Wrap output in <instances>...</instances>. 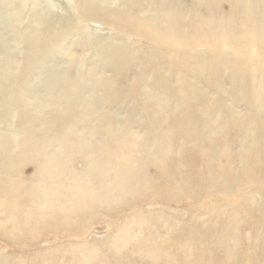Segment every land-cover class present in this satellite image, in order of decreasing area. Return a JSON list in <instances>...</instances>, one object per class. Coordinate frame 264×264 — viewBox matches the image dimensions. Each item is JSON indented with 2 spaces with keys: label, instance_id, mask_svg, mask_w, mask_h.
<instances>
[{
  "label": "rangeland",
  "instance_id": "1",
  "mask_svg": "<svg viewBox=\"0 0 264 264\" xmlns=\"http://www.w3.org/2000/svg\"><path fill=\"white\" fill-rule=\"evenodd\" d=\"M236 1L181 0L176 12L140 9L136 24L139 33L135 34L126 31V27L114 26L111 17L97 13L86 24L77 21L58 31L51 26L56 22L52 20L42 31L44 38L28 32L37 54L30 58L25 71L21 64L14 68L12 76L7 73L5 77L4 62H0V264H264V248L256 247V241L264 237V225L258 219L264 215L255 212H264V190L251 198L246 191L253 189V185H248L251 183L239 187L238 182L222 179L203 180L201 185L184 188L179 176L181 168L173 165L176 168L172 185L176 187L168 186L170 176L159 177L142 195L147 188L142 186L144 179L139 169L130 171L137 165L141 142L145 141L151 149H162L159 130L164 124L158 125L156 104L146 97L150 94L147 86L160 89L166 85L172 93H177L179 85L187 86L194 94L199 86L205 94L214 90L217 96L207 99L202 95L187 105V110L197 109L195 119L199 120L204 103H225L224 98L229 106L246 102L248 113L253 110V103L264 111V0ZM117 8L111 5L112 11ZM3 17L5 13L0 19ZM32 25L33 33L36 25L44 26L42 21ZM150 27L151 32L163 31L164 35L182 40L166 42L159 38L155 43L146 37ZM162 49L171 52L159 55L157 50ZM151 52L164 60L156 70L152 69ZM174 53L178 62L187 64L184 72H180L181 68L176 70L183 80L175 86L162 83V68ZM38 64L44 73L48 67L56 68L58 81L63 77L65 83L60 87L51 85L49 94L43 92L39 88L42 80L38 78ZM170 65L178 66L172 60ZM45 74L48 76L49 72ZM178 74L177 79H181ZM19 76L24 77L15 81ZM246 88L262 93V98L244 96ZM37 93L45 101L37 100ZM179 98L172 101L176 103L174 108L183 109L185 102ZM175 112L178 115L179 111ZM179 145V141H174L172 147L180 164L183 161L188 165L186 159L194 160L197 177L212 173L213 165L206 161L205 151L200 147L193 149L186 142L180 148ZM263 146L262 142L260 148ZM53 151L59 157L61 172L69 176L59 179L58 184L67 187L71 183L75 190L91 184L101 203L90 210L88 193L82 197L80 192L71 191L67 194L69 200H81L61 211L71 221L52 226L47 213L39 221V216L32 214L27 221L32 229H22V213L27 209L31 212L40 199L35 184L39 178L33 176L37 161ZM8 152L11 163L4 156ZM231 155L240 160L239 153ZM163 157L160 156L162 163H155L147 171L152 173L157 164H167L169 160L164 163ZM263 162L258 161L259 167ZM234 166H240L238 173L241 168L244 170L242 162ZM189 176L193 178L194 172L188 168L186 178ZM3 182L11 190L9 195L3 193ZM106 182L119 186L123 194L117 197L106 191L102 187ZM257 184L264 189V182ZM235 186L240 191L227 192ZM172 188L178 192H172ZM243 191L247 193L239 194ZM160 192L165 197L163 202ZM23 195L28 199H23ZM104 196L106 202L101 200ZM139 197L142 203H132ZM253 198L258 199L255 204ZM218 206L220 209L214 210ZM6 207L8 211L4 210ZM77 216L86 224L81 233L78 228L72 231L79 225ZM250 218L257 221V229L253 230L254 220ZM226 254L231 256L229 260Z\"/></svg>",
  "mask_w": 264,
  "mask_h": 264
},
{
  "label": "bare ground",
  "instance_id": "2",
  "mask_svg": "<svg viewBox=\"0 0 264 264\" xmlns=\"http://www.w3.org/2000/svg\"><path fill=\"white\" fill-rule=\"evenodd\" d=\"M179 1L181 2V0H0V16L5 13V17L0 19V62H4V67H5L4 76L6 77L7 73L10 76H12L11 73L13 72L14 68H19L21 64L24 66V68H22L23 71L27 69V67L30 65L29 62H31L30 58L34 57L37 54V50H36L37 48L34 47V42L32 41L34 39L32 40L29 39L28 32H31L35 37L41 38L43 35L42 31H44V28L47 25H49L50 22H53L52 20H55L56 22H54V24L51 26H54V28L58 31V29L62 30L65 27L69 28L71 25H75L77 21L80 23L86 24V22L88 21V18H92L97 13V14H102L101 16H107V18L111 17L110 20L114 26L116 25L117 27H122V28L126 27L125 28L127 29L126 31H128L129 33L135 34L136 32L139 33L137 26H136L137 15L139 12L138 10L146 9L149 11H152V10L156 11V10H161V8H164L167 10V12H176V8H177ZM231 1H234V0H231ZM98 3H101V4L109 3V4L106 5L108 7H105L104 5L96 6V4ZM254 4H256V2ZM90 5L94 6L96 9L92 10V8H90L91 7ZM111 5L118 7L117 11H112L113 9H111ZM119 6L124 7V10L121 9ZM27 7H29L30 10ZM185 8L189 9L188 6H185ZM127 9H129L130 12ZM118 11H121V12H118ZM26 13H27V16H26ZM189 13H191V10L189 11ZM235 16H238V15H235ZM24 19H26L27 21L25 22ZM39 21H42V25L44 26L41 27V26L36 25V28H34V33L30 31L31 28H33L32 22H35L38 24ZM58 25L59 27H57ZM152 28L153 27L147 28L146 31ZM151 31L152 30L146 32V35H147L146 37L153 38L155 43H156L155 40H158L159 38L164 39L166 42H176V41L180 42L182 40V38H179V36H176L175 38V36L169 37L167 35H164L165 32L163 31H157V30H154L153 32ZM14 33L16 36H14ZM92 33H90V35ZM45 40L49 41L48 38L46 37H45ZM153 49H156V48L154 47ZM157 51L159 52V55L171 52V51L168 52L167 49H162V50H157ZM153 54L150 55V60L154 62V67L152 69L156 70L158 69V66L160 64L163 65L162 62L164 60L160 59V57L156 53H153ZM182 55L184 56L185 54H182ZM156 56H157V60H155ZM171 60L173 64L178 65V66L176 67L171 66L170 65ZM167 64L168 65L164 64L165 67L162 68V75H163L162 83L170 84V85L171 83H173L174 86L176 82L181 83L183 80V77L180 76L178 73H180L182 69L184 72V69L187 64L185 65V63L183 62H178L176 53L173 54L172 59H171V55L169 56V60H167ZM41 67L43 69V66L41 64L37 65V74L39 75L38 77L39 80L40 79L42 80L41 82H39L40 84L39 88L44 90L43 92H47V94H49L48 92L50 90L51 85L57 84V87L58 86L60 87V85L65 83L64 81H62L63 77L61 78V81H58L60 77L55 75L58 72L56 71V68H54L53 70V66L48 67L47 71L45 70V73L49 72V75L47 76L41 70ZM178 68L179 69L181 68L180 72H176ZM53 71H56V72L54 73ZM40 72H43V73L39 74ZM52 73H53V76H52ZM25 74L26 73H24V75ZM177 74L179 75V77H181V79H177L176 77ZM23 77L19 76L15 78V81L18 82L19 80L23 79ZM1 78H3V76ZM99 79L101 82H104V80H102L101 78ZM164 86L166 85H163V87L161 86L160 89L156 88L155 86H152V87L150 86L151 87L150 89H148L149 86L145 87L146 91L150 93L149 95H146V97L149 100H153L154 103L156 104V110L154 113L156 116L159 117L158 125L161 126L164 124V127L162 130H159L160 142H161L160 148L162 149L154 150V149H151V146L144 144L145 141L144 143L141 142L140 147L137 149V153H136L137 165L136 167L130 168V171L139 169L140 175L141 177H143L142 179H144L141 183H142V186L144 187L147 186V188H145L142 192L140 191L142 195L144 191L150 190V184L155 183L156 181H154V179H157L159 177L166 178L170 176L168 186L172 185V183H175L173 178H175L174 168L176 167H173L174 165L177 167L179 166L178 170L181 168V171L179 170V176L182 181L181 185L184 188L185 186L188 187L190 185H193V186L201 185V182L203 180L206 181V180L214 179L218 181L219 179H222V180H225L226 182L228 181L233 182V183L238 182L239 187H241L242 184L244 183H251L248 185L250 186L253 185V189H249L246 191H249L248 195H250L251 198L257 197L260 191L264 190L262 189L260 185L257 184L259 182L261 183V181L264 182V162L261 167H259L258 165L259 160L264 161V157H263L264 146L260 148L261 143L263 142L264 144V122L261 121V117L264 116V111L255 107V103H253V110L250 111V113H248L247 107L245 105L246 102L242 104L238 102L232 103L229 106L228 104H225L227 103L226 100L228 99L224 98L225 103H222V102L221 103L207 102V104L204 103L205 108L199 110V115H200V120H199V119H195V113L197 109L192 108L191 110H187L186 107L188 104L191 103L192 100L201 98L200 96L202 95L207 97V99H210L213 96H217L214 90H212L211 92H207L205 94V92L202 89H200V86H199V89H197L198 92L194 94L192 92H189V88L187 86L184 85L183 87L179 85V89H176L177 93H172L170 92V90H166ZM244 90H247L246 91L247 93H244V96H248L250 99L262 98V95H263L262 93L250 92L249 91L250 89L248 88ZM164 94H167L168 97L165 98ZM38 95L39 94L37 93L35 96L37 100L45 101L44 99L46 98H44V96H41V95L38 96ZM176 96H179L180 97L179 100L185 102L183 109L174 108L176 103H173L172 101L174 100ZM176 110L179 111L178 115L175 112ZM173 122L175 123L173 124ZM195 122H197L196 124L197 127L195 125ZM172 131L174 132V134ZM12 137H14V135H12ZM174 141L180 142V145L178 148L183 146V144L186 142V144L192 145L193 149L196 147H200L199 149L201 151H205L204 153H205L206 161L213 165L212 173H205L202 177H199V176L197 177V175L195 174L198 172V168H196V163H193L194 160L190 162L188 161V159H186V161L189 162L188 165L183 163V161L180 164L181 160L178 161L177 157L173 155L174 149L172 145ZM200 142L203 144H201ZM84 149H87V148H84ZM9 152L6 153L4 156H5V159L6 158L8 159L7 162L11 163L10 161L11 155ZM54 152L55 151L47 153L46 154L48 156L47 158L37 161L38 169L37 171H34L35 174H33V176L39 178L38 182H35V181L34 182L38 189L36 193L40 194L38 195L40 199L38 200V202L34 204V209L33 210L31 209V212L27 211L28 210L27 209L25 212L22 213V217H23L22 218L23 220L21 219L22 229H28V228L32 229L31 228L32 225H29L27 223V221L29 220L28 216L32 214L38 215L39 217L37 221H39L41 219L42 214L47 213L48 217L51 218L50 225L52 224V226L59 225L62 222L71 221V218L69 217V215H65L61 213V211H63V208L65 207L69 208L71 204L78 205V203L81 201V200L77 201V199L69 200L67 194H69L71 191L80 192L82 194V197H84L88 193L87 198L90 199V204H89L90 208L88 207V204H87V208H89L90 210L95 209L98 206V205H95L97 202L101 203L99 198H97L98 197L97 194L94 193L93 185L91 184H88L87 187L80 186V188H82L81 190H77V189L75 190L73 187V184L71 183L67 187L64 185H61L60 183L58 184L59 179H63L69 176H65L61 172V167L59 164V161H60L59 157ZM232 152L239 153L240 160L232 156L231 155ZM247 152L249 155L245 156V153ZM169 154L170 155L172 154L171 158L169 157L170 156ZM161 155L164 156L163 157L165 159L164 163L166 160H169L167 164L162 165V167H160V165L158 166V164H160L161 162V158H160ZM157 162H158L157 168H155L156 171L152 170L153 171L152 173L148 172L147 171L148 168L152 169L154 167V164ZM237 162L238 164H240L241 162L243 163L245 171L241 168V172L240 173L237 172L238 167H240V166L238 167L234 166V164H236ZM188 168L194 172L193 178L192 176H189V178H186V172ZM3 184L6 185L4 187L3 193L5 194L6 192V194L9 195L10 194L9 191H11L10 188L7 186L6 183L3 182ZM111 184H113L114 186V183L106 182L102 184V187L108 192L115 193V196L117 197L123 194L124 191L119 192V188H118L119 186L113 187ZM172 186L176 187L174 185ZM244 187H247V186H244ZM230 189H234V192L240 191L237 188V186H235L234 188L227 189V192L230 191ZM171 191L178 192V190L174 188H172ZM169 192H170V187H169ZM245 193L244 191L239 192V194H242V195ZM198 194H200V192ZM24 198L28 199L27 196L23 195V199ZM66 198L69 201H64ZM159 198H160V201L162 202H163L162 199L165 198L164 196L162 197L161 192L159 194ZM101 200L102 202H106L105 196L102 197ZM257 200H258L257 198H253L252 204H255ZM142 202H143V199L141 197H139L138 199H135V201H132V203L134 204L135 203L139 204ZM261 205L263 206L262 203ZM218 209H220L219 206L214 208V210H218ZM4 210L8 211L7 207L6 209L4 208ZM44 210H47V211L44 212ZM221 210L224 212L223 209ZM33 211H36V212H33ZM255 212H256V215L258 216H261L260 214H262V216L264 215V212H259V211H255ZM77 219L79 220V225H75L76 227L72 231H75L76 228H78V230L81 233L84 227L86 226V224L83 223V220L81 217L77 216ZM250 219H253V218H250ZM258 219L259 220L261 219L262 225H264V218L260 217ZM253 220H254L253 230H255L258 228V224L255 219ZM205 223L206 222L203 221V225L206 226ZM3 224L5 225V229H6L8 226H6L4 222ZM15 225L16 224H10L11 227H15ZM16 227H20V226H16ZM227 241L229 242L230 245H232V242L230 239H227ZM261 245H264V237H262L259 241H256V247L264 248V247H260ZM225 257L226 259L229 260L231 256L226 254Z\"/></svg>",
  "mask_w": 264,
  "mask_h": 264
}]
</instances>
